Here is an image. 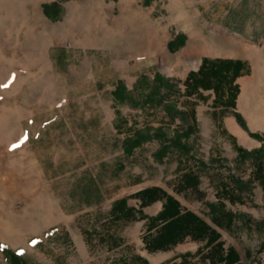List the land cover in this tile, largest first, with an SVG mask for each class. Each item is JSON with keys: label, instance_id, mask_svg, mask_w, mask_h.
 Returning <instances> with one entry per match:
<instances>
[{"label": "rangeland", "instance_id": "1", "mask_svg": "<svg viewBox=\"0 0 264 264\" xmlns=\"http://www.w3.org/2000/svg\"><path fill=\"white\" fill-rule=\"evenodd\" d=\"M204 56L248 61L236 107L188 94ZM246 83L264 115V0H0V264L5 247L37 264H180L185 251L203 264L205 240L149 250L146 217L112 216L150 184L215 225L242 264H264V123L240 108ZM190 171L199 184L177 190ZM234 181L241 202L219 196ZM221 201L230 230L212 220Z\"/></svg>", "mask_w": 264, "mask_h": 264}, {"label": "trees", "instance_id": "2", "mask_svg": "<svg viewBox=\"0 0 264 264\" xmlns=\"http://www.w3.org/2000/svg\"><path fill=\"white\" fill-rule=\"evenodd\" d=\"M45 7L47 8V4ZM249 70L248 61L240 57L204 56L199 67L191 69L185 78L188 94L199 93L202 96L200 90L213 89L215 103L222 107H236L237 96L240 92V85L236 78ZM120 92L121 88L118 87L115 93L120 94ZM235 113L242 121L240 113L237 111ZM191 116L195 123L192 113ZM253 134L259 137L258 132H253ZM238 149L244 151L241 146ZM259 150L261 148H255L249 153L257 154ZM262 179H264V175H262ZM199 182L197 172H186L177 190L185 191L195 187ZM243 194V187L235 181L232 188L224 182L219 192V196L223 199L229 198L239 202L242 201ZM130 196L140 198V205L130 204L128 196L116 198L111 207L112 216L116 220L146 217L147 228L150 232L144 236V240L145 246L149 250L169 249L190 236L196 240H205L207 249L201 255L203 264H242L241 254L237 247L234 244H226L220 230L215 225L195 210L185 207L176 195L163 186L158 184L146 186L132 192ZM158 199L163 200L161 209L154 214L145 213L144 206ZM212 220L216 225L230 230L235 223L236 215L233 211L226 209L221 201L220 208L212 215ZM202 248H198L196 252H201ZM4 251L9 264H37L11 247H5ZM192 254L195 253L192 251L183 252L180 264H191L188 257ZM135 262L137 264H153L140 254L135 256Z\"/></svg>", "mask_w": 264, "mask_h": 264}, {"label": "bare ground", "instance_id": "3", "mask_svg": "<svg viewBox=\"0 0 264 264\" xmlns=\"http://www.w3.org/2000/svg\"><path fill=\"white\" fill-rule=\"evenodd\" d=\"M249 98H250V87L246 83L244 85V92L240 100V108L248 114V117L251 121V125L253 128H255L257 125L264 123V117H263L264 115L262 114L261 116L253 110V108L249 105ZM234 129L240 135L242 142H244L247 145H252L253 143H255L254 141L246 137L245 134L242 131H240L238 128L234 127Z\"/></svg>", "mask_w": 264, "mask_h": 264}, {"label": "crops", "instance_id": "4", "mask_svg": "<svg viewBox=\"0 0 264 264\" xmlns=\"http://www.w3.org/2000/svg\"><path fill=\"white\" fill-rule=\"evenodd\" d=\"M240 75L236 78V81L238 82H240ZM238 78H239V80H238ZM241 83V82H240ZM241 85H242V83H241ZM243 91V90H242ZM242 93V92H241ZM241 93H240V95H241ZM240 98V97H239ZM238 104H239V100H238ZM150 185H154V184H150ZM150 185H146V186H150ZM159 185V184H158ZM146 186H143V187H140L139 189H141V188H144V187H146ZM139 189H137V190H139ZM172 193V192H171ZM175 195V194H174ZM137 198V197H136ZM138 200H139V205H140V201H141V199L140 198H137ZM158 200H162V199H158ZM158 200H156V201H158ZM163 201V200H162ZM129 202V201H128ZM155 202V201H154ZM163 204V203H162ZM145 207V206H144ZM162 207V206H161ZM161 207L155 212V213H157L160 209H161Z\"/></svg>", "mask_w": 264, "mask_h": 264}, {"label": "water", "instance_id": "5", "mask_svg": "<svg viewBox=\"0 0 264 264\" xmlns=\"http://www.w3.org/2000/svg\"><path fill=\"white\" fill-rule=\"evenodd\" d=\"M240 93V92H239ZM238 96H239V94H238ZM238 98V97H237ZM159 201V208L162 206V203H163V201L162 200H158Z\"/></svg>", "mask_w": 264, "mask_h": 264}, {"label": "snow or ice", "instance_id": "6", "mask_svg": "<svg viewBox=\"0 0 264 264\" xmlns=\"http://www.w3.org/2000/svg\"><path fill=\"white\" fill-rule=\"evenodd\" d=\"M33 243H35V241H33Z\"/></svg>", "mask_w": 264, "mask_h": 264}]
</instances>
